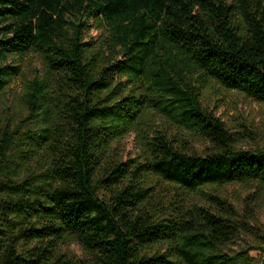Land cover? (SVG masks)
Returning <instances> with one entry per match:
<instances>
[{"label": "trees", "instance_id": "trees-1", "mask_svg": "<svg viewBox=\"0 0 264 264\" xmlns=\"http://www.w3.org/2000/svg\"><path fill=\"white\" fill-rule=\"evenodd\" d=\"M28 55L42 72L0 111V264H261L230 248L249 221L216 191L264 186V149L237 146L201 96L214 81L264 102L262 0H0V102ZM132 131L141 153L122 160Z\"/></svg>", "mask_w": 264, "mask_h": 264}, {"label": "rangeland", "instance_id": "rangeland-1", "mask_svg": "<svg viewBox=\"0 0 264 264\" xmlns=\"http://www.w3.org/2000/svg\"><path fill=\"white\" fill-rule=\"evenodd\" d=\"M262 2L264 4V0ZM90 36L100 44L107 35L103 30L91 28L88 30V37ZM21 64L25 70V76L15 79L1 99L0 111L3 117L20 113L17 96L22 90L24 80L40 74L43 69L42 61L36 55L26 56ZM201 100L209 111L224 121L228 130L237 138V146L246 149L256 147L264 149V102L252 99L238 90L227 89L214 81L202 89ZM151 120L159 129L166 128L171 139H180L184 136L183 140L176 141L177 145L188 147L201 154L214 150L210 142L186 132L183 135L182 131L168 125L164 118L156 114L151 116ZM115 146L116 151L122 155V160L136 157L141 153V138L132 131ZM216 192L236 207L240 220L249 221L247 229L242 230L240 236L229 244L230 248L248 247L257 260L264 264V186L236 183L222 186ZM201 197L196 195L195 201L200 202L198 199ZM61 253L66 257L79 260L86 257L85 251L75 241L62 245Z\"/></svg>", "mask_w": 264, "mask_h": 264}]
</instances>
